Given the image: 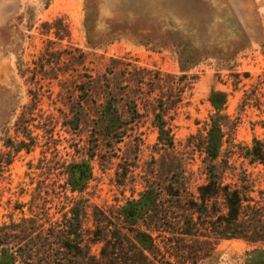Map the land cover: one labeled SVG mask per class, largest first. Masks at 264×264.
Returning <instances> with one entry per match:
<instances>
[{
	"label": "rangeland",
	"instance_id": "obj_1",
	"mask_svg": "<svg viewBox=\"0 0 264 264\" xmlns=\"http://www.w3.org/2000/svg\"><path fill=\"white\" fill-rule=\"evenodd\" d=\"M106 85L125 134L111 145L94 124ZM75 112L83 118L77 130ZM213 121L237 169L225 182L246 170L259 198L264 166L243 155L255 142L264 146V0H0V226L37 218L46 230L60 228L79 205L92 230L97 209L119 215L182 171L197 193L204 156L189 142ZM162 123L173 147L159 142ZM81 162L93 177L72 193L67 166ZM153 236L162 247L165 235ZM256 248L264 244L224 240L199 264H247Z\"/></svg>",
	"mask_w": 264,
	"mask_h": 264
},
{
	"label": "trees",
	"instance_id": "obj_2",
	"mask_svg": "<svg viewBox=\"0 0 264 264\" xmlns=\"http://www.w3.org/2000/svg\"><path fill=\"white\" fill-rule=\"evenodd\" d=\"M92 88L80 91L92 95ZM106 88V102L94 124L98 127L97 138L111 145L123 140L125 134L118 124L122 117L116 109L117 98L111 87ZM212 102L221 112L215 99ZM82 120L81 113L75 112L72 122L76 125L71 128L77 130ZM157 127L159 142L173 147L165 123ZM222 128L219 121H213L205 137L190 139L189 143L204 156L206 171V182L197 193L188 192L182 171V176L173 174L159 192L148 188L141 200L129 202L119 215L97 209L92 230L85 229L88 210L79 205L65 214L60 228L46 230L38 226L37 218L12 220L0 226V264H199L224 240L264 244V191L259 192V198L254 196L256 180L246 170L236 182H225L228 174L237 169L229 157L223 156ZM26 147L28 144L23 141L17 151ZM243 158L250 165L264 166V146L255 142ZM67 170L64 186L72 193L84 189L93 177V170L85 162L70 164ZM162 193L165 198L161 205ZM44 216L48 222L50 215ZM118 219L126 222L118 224ZM138 223L147 231H134ZM155 232L165 235L162 247L153 236ZM95 246H101L99 253H93ZM248 257L247 264H264V249L256 248Z\"/></svg>",
	"mask_w": 264,
	"mask_h": 264
}]
</instances>
